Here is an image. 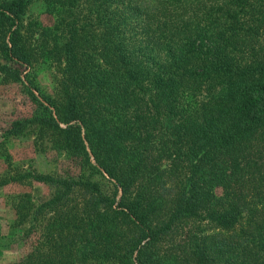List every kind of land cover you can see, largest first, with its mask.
I'll use <instances>...</instances> for the list:
<instances>
[{"label":"trees","instance_id":"obj_1","mask_svg":"<svg viewBox=\"0 0 264 264\" xmlns=\"http://www.w3.org/2000/svg\"><path fill=\"white\" fill-rule=\"evenodd\" d=\"M0 73L2 136L53 167L0 179L51 189L13 198L38 238L8 264H264V0H0Z\"/></svg>","mask_w":264,"mask_h":264},{"label":"rangeland","instance_id":"obj_2","mask_svg":"<svg viewBox=\"0 0 264 264\" xmlns=\"http://www.w3.org/2000/svg\"><path fill=\"white\" fill-rule=\"evenodd\" d=\"M27 14L29 19L48 22L41 14L38 2L31 5ZM60 69L61 66L57 64L46 66L33 64L27 68H18L24 82H27L26 79H34L40 88L54 95L57 90L53 79L59 77ZM11 77L0 73V179H7L13 173L25 170L48 173L53 170V167L45 164L39 156L38 145H32L33 136H22L18 139L2 136L11 119L15 118L19 112L28 111L26 100L20 92V84L12 81ZM10 154L11 158H9ZM30 185L23 186L13 181L0 185V264H8L20 259L37 241L38 231L31 227L29 221L21 225L15 224V212L11 206L13 198L23 191L30 193L31 201L34 203L49 197L51 189L47 186L39 183Z\"/></svg>","mask_w":264,"mask_h":264}]
</instances>
